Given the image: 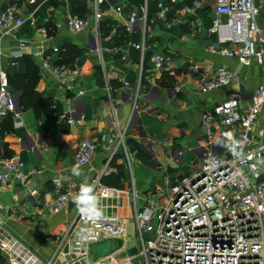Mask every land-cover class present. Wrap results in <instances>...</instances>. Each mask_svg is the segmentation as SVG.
Listing matches in <instances>:
<instances>
[{
	"label": "crops",
	"instance_id": "1",
	"mask_svg": "<svg viewBox=\"0 0 264 264\" xmlns=\"http://www.w3.org/2000/svg\"><path fill=\"white\" fill-rule=\"evenodd\" d=\"M160 1L107 0L102 5L101 26L108 29L105 37L99 30L103 69L94 53L95 40L89 29L70 35L66 28L56 27V22L67 13L89 14L88 0H0V13L11 7L24 19L16 31L0 41V68L9 78L10 74L24 72L29 58L38 66L36 91L52 98L62 109L60 116L51 118L43 112L36 114L33 109L20 110L19 93L9 83L8 91L16 104V112L11 113V125L0 119V167L1 161L18 155L29 175L26 185L14 180L0 181V221L4 233L24 241L42 259L54 252L64 228L77 213L73 198L85 182L91 184L111 154L112 145L101 139L102 135H115L112 107L121 129L129 122L126 139L142 146L143 155L132 152V171L134 159L149 170L144 175L148 177L146 181L135 182L133 173L135 189L139 183V189L145 191L151 187L157 189V180L163 179L166 184L167 180L190 173L196 161L201 163L205 143L200 115L204 110L232 95L239 96L241 105H248L250 94L264 85V64L241 65L237 59L208 50V45L217 39L215 35L205 34L211 26L214 0H194L191 5L178 9H173L171 0H165L163 10L158 7ZM196 2L201 6L196 8ZM144 3L146 23L138 21L130 25L128 20L133 11L143 16L138 9ZM255 3L260 7L257 23L264 35V0H255ZM116 6L121 7L120 12L115 10ZM184 7L194 9L187 13ZM120 32H126L129 41L118 50L112 37ZM55 37H68L70 41L56 49L45 46ZM22 41L25 47L19 46ZM137 44H143V53L134 46ZM68 45L80 51L69 67L75 75L71 90L61 87L54 75L41 67L43 60L54 61ZM19 50L22 55L14 59L13 54ZM145 51L152 53L144 59ZM157 53L172 58V68L165 69L167 73L155 69L153 56ZM13 60L16 64L10 65ZM190 63L203 65L209 73L227 68L237 72V78L226 87L202 93L186 72V65ZM164 76L171 77L173 83L164 84ZM124 82H128V87L123 86ZM68 106L71 110L66 111ZM68 116L73 118V123L68 122ZM84 137L95 139L98 148L91 162L79 168L81 175L74 176L71 172L74 154ZM60 176L65 177L62 190L70 194V207L67 212H50L47 205L58 193L53 180ZM129 183L130 178L123 187ZM99 202L100 207L107 203L104 199ZM101 210L115 213L111 208ZM117 213L130 215L127 201Z\"/></svg>",
	"mask_w": 264,
	"mask_h": 264
},
{
	"label": "built area",
	"instance_id": "2",
	"mask_svg": "<svg viewBox=\"0 0 264 264\" xmlns=\"http://www.w3.org/2000/svg\"><path fill=\"white\" fill-rule=\"evenodd\" d=\"M164 1L158 3L161 10L165 8ZM176 1L171 0V3ZM106 2L88 0L89 14L78 17L67 13L56 22L58 29L66 28L70 35L89 29L95 40L94 53L103 69L99 28L103 19L101 7ZM200 6L199 2L195 3L196 8ZM193 9L184 7L187 13ZM115 10L120 12L121 7L116 6ZM138 11L143 16L133 11L128 20L130 25L138 21L146 23V3L140 5ZM259 14L260 7L255 0H214L211 26L205 34L207 37L215 35L217 39L208 45V50L237 59L241 65L264 64V35L257 23ZM23 23L24 19L11 7L0 13V41ZM19 46L26 44L22 41ZM134 46L143 53V44ZM21 55V50L16 51L13 58ZM153 62L158 71L172 68V58L167 55L157 53ZM15 64L13 60L10 65ZM41 67L50 71L64 89L73 88L75 75L69 67L55 65L50 60H43ZM186 72L202 93L226 87L237 78V72L230 69L219 68L209 73L199 63L186 65ZM8 84V75L0 68V119L16 112ZM123 86L128 87V82ZM135 107L134 104L132 113ZM69 110L68 106L66 111ZM111 115L115 135H102L101 139L112 145L111 154L90 185L97 199L107 201L104 209L111 208L115 213L105 211L93 218L77 211L47 259H42L18 237L4 233L0 221V264H56L59 259H62L60 264H264V164L258 163L264 159V85L250 94L248 105H241L239 96L232 95L204 110L200 115V128L205 150L200 169L167 180V196L145 194L140 206L132 158L125 143L129 122L121 129L113 107ZM67 120L74 122L69 116ZM233 142L235 150L230 147ZM97 148L95 139L82 138L74 154L73 167L88 165ZM120 149L130 174L129 186H105L101 179L109 174L110 162ZM28 176L18 155L1 161V182L14 180L26 185ZM64 182V176L53 180L58 193L47 205L50 212L69 210L70 194L62 190ZM126 201L130 215H120L117 211L124 208ZM130 219H133L132 235L128 229ZM133 235L137 236L139 246L129 244ZM107 240L113 242L114 249L94 258L90 246ZM133 248L135 252L129 254Z\"/></svg>",
	"mask_w": 264,
	"mask_h": 264
},
{
	"label": "trees",
	"instance_id": "3",
	"mask_svg": "<svg viewBox=\"0 0 264 264\" xmlns=\"http://www.w3.org/2000/svg\"><path fill=\"white\" fill-rule=\"evenodd\" d=\"M193 1L194 0H184L183 3L175 2L170 3V5L173 6V9H178L182 8L183 5H191ZM85 15L86 14L81 15V13H79L78 17H83ZM99 30L102 36L105 37L107 35V27L103 28V26L100 25ZM112 41L114 43V46H117L119 48L118 50H121L120 47L129 41V36L126 35V32H120L119 34H116L112 37ZM151 53V51H145L144 59L145 57L148 58ZM78 56H80V51L75 46L68 45L59 52L58 56L54 61H52V63L55 65L67 66L71 68V64ZM167 71L168 70H165L163 72L167 73ZM10 75L11 76H9L8 78V83H10L15 92L19 93L18 107L20 108V110L33 109L36 114H40L43 112L49 118L60 116L62 109L58 107L57 103H55L52 98L45 97L44 95L39 94L35 89V85L39 79V72L38 66L34 62L27 58L25 71ZM164 77L166 79V81H164V84L168 85L173 83V79H171V77ZM11 116L12 114L9 113L5 118H3L7 120L10 125L11 121H9V119L11 118ZM125 143L127 148L131 152H136L137 154L141 155L144 154L142 151V146L135 140L126 139ZM123 158V152L120 149L113 156L110 162L111 171L101 179V183L103 185L116 188L123 187L124 183L127 181V173L125 171L126 169Z\"/></svg>",
	"mask_w": 264,
	"mask_h": 264
},
{
	"label": "rangeland",
	"instance_id": "4",
	"mask_svg": "<svg viewBox=\"0 0 264 264\" xmlns=\"http://www.w3.org/2000/svg\"><path fill=\"white\" fill-rule=\"evenodd\" d=\"M126 135H127V131H126ZM126 135H125V140H126ZM123 152V151H122ZM128 153H129V155L131 156V158H132V152L128 149ZM124 157V156H123ZM125 165V164H124ZM194 169L193 170H199L200 169V167H201V164H200V162H198V161H196L195 163H194ZM125 171H126V173H127V180H129V178H130V174H129V172H128V169H127V167L125 166ZM141 171H143V173L141 172ZM148 169L145 167V166H143V165H141V164H139L135 159L133 160V173H134V176H135V182L137 181H139V180H144V181H146V180H148V177H145V176H147L148 175ZM145 175V176H144ZM156 176H157V174H156ZM155 176V177H156ZM156 180H157V177L155 178ZM155 180V181H156ZM155 183V182H154ZM156 183H158L157 184V189H155V188H153V187H151L150 189H148V190H145V191H143V190H141V189H139V183H137V187H136V191H137V194H138V196H139V199H138V204H139V206L142 204V200H141V197H143L145 194H148V193H154V195H156L157 197H159L160 196V193L162 192L165 196H167L168 195V193H167V185L165 184V181L163 180V179H160L159 181L157 180V182ZM156 186V185H155ZM132 222H133V219H130V225L128 226V229H129V235H132ZM153 225L154 226H157V222L156 221H153ZM67 230V227H65L64 228V231H63V233L65 232ZM106 242H110L111 243V248H110V251L112 250V248L114 249V247H113V242L111 241V240H107V241H105V242H102V243H106ZM102 243H98V244H102ZM130 245H134V246H139V241H138V238H137V236H131V242L129 243ZM93 245H95V244H92L91 246H90V248L92 249V246ZM109 251V252H110Z\"/></svg>",
	"mask_w": 264,
	"mask_h": 264
},
{
	"label": "clouds",
	"instance_id": "5",
	"mask_svg": "<svg viewBox=\"0 0 264 264\" xmlns=\"http://www.w3.org/2000/svg\"><path fill=\"white\" fill-rule=\"evenodd\" d=\"M235 142H233V146H230L232 150L234 149ZM258 163L264 164V159L258 161ZM72 175L80 176L81 172L79 167H73ZM94 189L91 185L85 182L79 191V194L73 198L74 204L77 206L78 211L85 215L93 218H98L102 215V211L100 208V202L97 197L93 194Z\"/></svg>",
	"mask_w": 264,
	"mask_h": 264
},
{
	"label": "water",
	"instance_id": "6",
	"mask_svg": "<svg viewBox=\"0 0 264 264\" xmlns=\"http://www.w3.org/2000/svg\"><path fill=\"white\" fill-rule=\"evenodd\" d=\"M70 39L68 37H55L53 39H51L48 43L45 44V46H52L53 48H59L61 46L64 45V43L69 42ZM38 52L41 51V49H37ZM25 53V51H24ZM111 248V243L110 242H106V243H102V244H95L92 246V251L94 254V258H97L99 256H103L107 253H109ZM135 252V249H130L128 251L129 254H132Z\"/></svg>",
	"mask_w": 264,
	"mask_h": 264
}]
</instances>
